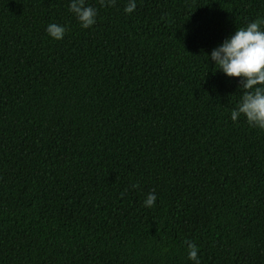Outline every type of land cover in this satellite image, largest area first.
Returning <instances> with one entry per match:
<instances>
[{
  "label": "trees",
  "instance_id": "obj_1",
  "mask_svg": "<svg viewBox=\"0 0 264 264\" xmlns=\"http://www.w3.org/2000/svg\"><path fill=\"white\" fill-rule=\"evenodd\" d=\"M68 2L0 0V264H264V130L205 54L264 0Z\"/></svg>",
  "mask_w": 264,
  "mask_h": 264
},
{
  "label": "clouds",
  "instance_id": "obj_2",
  "mask_svg": "<svg viewBox=\"0 0 264 264\" xmlns=\"http://www.w3.org/2000/svg\"><path fill=\"white\" fill-rule=\"evenodd\" d=\"M103 2V0H102ZM112 3V0H108ZM136 8L135 0H128L125 13H132ZM68 10L79 22L81 28L95 24L97 9L86 0H69ZM68 27L64 24L49 23L45 32L55 40L64 37ZM206 54V60L215 65L227 77H238L241 96L236 106L230 111V119L236 122L241 116L250 127L264 130V17H256L243 26L235 27L222 41ZM132 187H136L135 182ZM156 193L149 192L143 200L145 207L151 208L156 202ZM187 258L193 264H200L198 245L185 240Z\"/></svg>",
  "mask_w": 264,
  "mask_h": 264
}]
</instances>
